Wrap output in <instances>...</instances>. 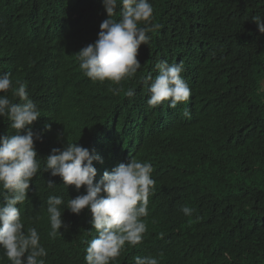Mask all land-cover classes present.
<instances>
[{
  "label": "trees",
  "instance_id": "1",
  "mask_svg": "<svg viewBox=\"0 0 264 264\" xmlns=\"http://www.w3.org/2000/svg\"><path fill=\"white\" fill-rule=\"evenodd\" d=\"M0 264H264V0H0Z\"/></svg>",
  "mask_w": 264,
  "mask_h": 264
},
{
  "label": "clouds",
  "instance_id": "2",
  "mask_svg": "<svg viewBox=\"0 0 264 264\" xmlns=\"http://www.w3.org/2000/svg\"><path fill=\"white\" fill-rule=\"evenodd\" d=\"M74 60L76 62V57H74ZM94 65L91 67H84L83 69L79 70L80 74L84 77L83 79L89 81V77H87V73L90 72V68H94L96 66H100L99 64H95V62H92ZM70 67L65 71L67 78L71 75L69 73ZM131 71V68L126 67L125 71H122L121 73L118 71L117 73L111 74V75H105L103 79H101L99 82L104 81V80H109L110 83L108 84L109 86L112 87L113 91L111 94L107 95L104 97L102 100H107L115 104V106L119 108H125L122 107L119 103V101L123 98L125 94H127L126 90L124 89V82L126 83L127 80L130 79L129 77V72ZM93 95L94 97L97 98V92L94 91L93 89ZM141 172V171H140ZM76 173H82L80 171H76ZM17 181V179H14ZM30 182V181H28ZM70 182V181H69ZM84 191H82L83 193ZM88 205V200L84 203ZM67 213H69L70 216H76V217H81L84 216L87 220L88 227L91 230L93 225H96L98 228L96 232H101V233H106L109 231H115L119 228L118 223L115 218H107L103 220L102 218H97V215H94L91 213L89 210H80V211H72L68 209ZM96 217V218H95ZM95 221V223H91ZM89 230V231H90Z\"/></svg>",
  "mask_w": 264,
  "mask_h": 264
}]
</instances>
